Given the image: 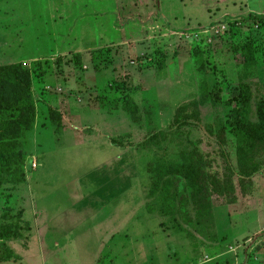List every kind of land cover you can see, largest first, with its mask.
<instances>
[{"label":"rangeland","instance_id":"rangeland-1","mask_svg":"<svg viewBox=\"0 0 264 264\" xmlns=\"http://www.w3.org/2000/svg\"><path fill=\"white\" fill-rule=\"evenodd\" d=\"M4 27L34 118L0 120V162L25 176L0 186V264H264V148L233 117L241 84L251 122L264 100V0H0ZM203 90L220 101L175 123ZM195 150L235 187L211 197L210 238L160 210L159 166Z\"/></svg>","mask_w":264,"mask_h":264},{"label":"trees","instance_id":"trees-1","mask_svg":"<svg viewBox=\"0 0 264 264\" xmlns=\"http://www.w3.org/2000/svg\"><path fill=\"white\" fill-rule=\"evenodd\" d=\"M26 71L27 69L20 62L0 65V120L15 118L19 112L28 114L29 120L24 127L29 129L34 118V102L29 83L24 76ZM219 101L218 95L203 90L198 99L176 109L174 122L179 123L183 118L198 121L200 106L207 102L216 104ZM236 102L233 117L244 123L242 134L247 148L246 154H252L259 144L264 148V100H261L256 108L257 123L249 120L251 93L248 85L241 84ZM122 107L129 114L123 104ZM130 118L136 120L132 113ZM189 158L185 165L176 163L159 166L163 172L158 178L159 185L156 183V186H160L164 202L160 210L164 215L172 216L176 222L180 220L183 224L200 228V233L210 238L214 236L212 229L215 223L211 197L216 195L224 198L228 203H234L235 187L228 176L220 177L210 172L211 161L201 152L195 150ZM24 177L21 173L15 178L11 163L0 162V186L7 183H23ZM147 210L152 211L150 207ZM203 230L208 232L204 234ZM8 234V232L3 233V235Z\"/></svg>","mask_w":264,"mask_h":264},{"label":"crops","instance_id":"crops-1","mask_svg":"<svg viewBox=\"0 0 264 264\" xmlns=\"http://www.w3.org/2000/svg\"><path fill=\"white\" fill-rule=\"evenodd\" d=\"M10 29H11V27H4V28H0V33H2V32H4L5 30V34H6V32H8V31H10ZM0 40L2 41V43H0V44H2V45H0V47L1 48H4V49H6V48H8V46H5V45H3V44H5L4 43V39H3V34H2V36H1V34H0ZM11 49V48H10ZM12 50V52H10L9 53V57H10V59H11V57L13 56V58L15 57V56H19L21 53L20 52H17V51H19V50H17V49H11ZM17 50V51H16ZM26 54H29V53H27V52H25ZM19 54V55H18ZM33 55H36V54H34V53H32ZM31 55V54H30ZM5 56H7V55H5ZM0 61H2V55H0ZM7 57H4V59H6ZM12 58V59H13ZM31 60V59H30ZM64 102H68V100H66V99H64ZM69 103V102H68ZM69 107H66V108H64V111H62V110H60V113H61V126H64V127H62V131H63V133L64 134H67L66 132L68 131V132H78V131H80V128H82V126H83V124H81V123H78L79 121H77L76 119L77 118H79V115H78V111H77V113H65V111H67V109H68ZM72 109H74V108H72ZM74 110H76V109H74ZM80 114V113H79ZM77 121V122H76ZM80 124V126H78ZM75 134H80L81 135V133L80 132H78V133H75ZM68 135V134H67ZM109 136H110V134L108 133V132H106L105 130H101L100 131V133L98 132V140L100 141V139L101 138H104L105 139V142H106V145L107 146H109V147H114V145L113 144H111V142H110V140L112 139H114V138H112L111 136H110V138H109ZM102 142L104 143V140H102ZM117 147V146H116ZM106 174H104V175H101V177H103V176H105ZM146 211V210H145ZM25 213H27V209L25 210ZM147 214V213H146ZM31 239H32V237H31ZM30 244H31V241H30Z\"/></svg>","mask_w":264,"mask_h":264}]
</instances>
